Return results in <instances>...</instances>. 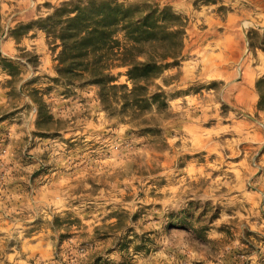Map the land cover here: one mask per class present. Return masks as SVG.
I'll return each instance as SVG.
<instances>
[{"label": "rangeland", "instance_id": "rangeland-1", "mask_svg": "<svg viewBox=\"0 0 264 264\" xmlns=\"http://www.w3.org/2000/svg\"><path fill=\"white\" fill-rule=\"evenodd\" d=\"M62 1L0 0V53L39 62L21 69L15 95L0 72V264H264V112L255 88L264 52L248 47L249 32H264V0H156L187 19L179 78L164 88L173 117L161 138L107 117L94 88L63 95L47 80L54 62L42 33L19 45L8 36ZM30 80L28 88L50 87L44 101L58 123L47 137L35 136ZM183 213L194 234L169 226Z\"/></svg>", "mask_w": 264, "mask_h": 264}, {"label": "trees", "instance_id": "trees-1", "mask_svg": "<svg viewBox=\"0 0 264 264\" xmlns=\"http://www.w3.org/2000/svg\"><path fill=\"white\" fill-rule=\"evenodd\" d=\"M210 3V0H200ZM47 12L26 23H19L8 31L17 45L33 32H40L53 54L55 77L50 83L64 89L63 95L75 90L95 89L101 110L111 119L133 124L143 136L161 138L162 122L172 119L168 96L164 88L177 82L184 61L183 49L187 19L168 4L156 0H141L125 6L117 0H63L56 6L45 4ZM219 10L229 12L225 7ZM251 51L264 52V32H249ZM24 52V49H20ZM24 64L13 62L0 53V72L10 77L5 83L14 94L21 69L36 71L38 57L25 53ZM172 73L166 76L167 73ZM124 78L123 82L120 79ZM36 83L30 80L25 88ZM258 93L257 111L264 112V76L255 83ZM22 93V87L20 88ZM44 90L26 89L35 107V136L47 137L56 132V121L44 101ZM217 212L208 221L216 218ZM183 213L172 228H187L191 216ZM205 227L195 230V237L203 238Z\"/></svg>", "mask_w": 264, "mask_h": 264}]
</instances>
